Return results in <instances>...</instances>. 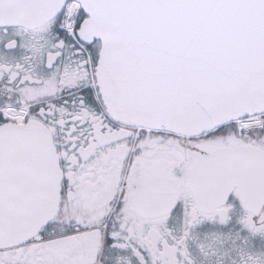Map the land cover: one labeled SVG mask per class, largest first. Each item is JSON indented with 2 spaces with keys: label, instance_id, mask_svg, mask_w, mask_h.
I'll use <instances>...</instances> for the list:
<instances>
[{
  "label": "snow or ice",
  "instance_id": "6c2138e0",
  "mask_svg": "<svg viewBox=\"0 0 264 264\" xmlns=\"http://www.w3.org/2000/svg\"><path fill=\"white\" fill-rule=\"evenodd\" d=\"M17 28L44 38L30 50L51 79L24 64L0 65L8 73L0 236L40 213L44 136L63 152L57 213L75 191L65 173L76 172L81 153L117 145L158 203L138 210L121 187L115 208L110 200L106 213L73 221L66 234L49 233L50 218L23 239L0 242V264H22L28 244L65 249L42 264H100L109 247L134 251L137 264H191L190 254L177 261L176 253L192 229L205 219L227 224L237 207L241 230L264 234V0H0V51L17 47ZM177 210L182 238L146 244L136 228L142 213L166 228Z\"/></svg>",
  "mask_w": 264,
  "mask_h": 264
},
{
  "label": "flooded vegetation",
  "instance_id": "af4514ba",
  "mask_svg": "<svg viewBox=\"0 0 264 264\" xmlns=\"http://www.w3.org/2000/svg\"><path fill=\"white\" fill-rule=\"evenodd\" d=\"M21 34L18 44L11 52L0 51V65L14 66L17 63L24 64L26 69L35 76L51 79V74L41 66L39 55L30 50L33 44L43 43L44 38L34 35L32 32H25L17 28ZM31 56L30 61L25 57ZM8 73L0 74V99L8 95L5 83ZM17 96H13L16 99ZM123 145H117L115 149L106 153L96 151L95 156H91L92 149H87L81 153L83 162L77 166L75 173H65L75 179V191L63 199V206L59 209V215L55 217L48 228V232L54 236L66 234L73 227L75 220H95L109 210V201L115 208L120 199V188L127 186V194L130 203L138 210L154 208V204L145 196L144 192L150 188L138 169L128 162L122 161L124 155ZM56 155H63V152ZM73 164L76 163L74 157H68ZM131 159V158H130ZM135 185V187H132ZM75 197V199H73ZM144 219L136 225L137 232H143L145 243L155 246L160 238L180 240L184 233L183 218L179 210L172 214L168 220L166 228L153 219L154 212L144 211ZM239 207L232 212V220L227 224L218 221L203 220L192 229L191 235L186 242V248L181 245L176 253L177 261L185 259V253L190 254L191 264H249V260H254L255 264H264V234H251L241 230L237 218L240 216ZM111 222V217L108 218ZM52 239L53 236H49ZM64 248H42L39 245L28 244L20 252L19 259L22 264H42L49 260L52 255H63ZM100 264H137L134 251L127 248H107L100 255Z\"/></svg>",
  "mask_w": 264,
  "mask_h": 264
},
{
  "label": "water",
  "instance_id": "95a60500",
  "mask_svg": "<svg viewBox=\"0 0 264 264\" xmlns=\"http://www.w3.org/2000/svg\"><path fill=\"white\" fill-rule=\"evenodd\" d=\"M12 22V21H7ZM39 148L44 167V177L46 184L47 194L43 197L40 204V213L34 215L24 226L23 230L13 231L4 236H0V242L8 243L14 242L18 239H23L25 235L31 234L39 224H42L44 220L52 219L59 215L56 208V197L52 194L54 188L58 185L60 179V169L56 164V152L53 151L51 143L47 140V137H41L39 139ZM155 191L153 188L147 189L143 196L142 202H145V196H149V193ZM152 202H155L154 200ZM154 206L156 204L153 203Z\"/></svg>",
  "mask_w": 264,
  "mask_h": 264
}]
</instances>
